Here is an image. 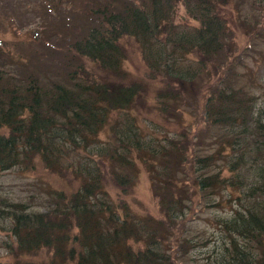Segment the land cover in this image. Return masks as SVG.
Segmentation results:
<instances>
[{
	"label": "trees",
	"instance_id": "16d2710c",
	"mask_svg": "<svg viewBox=\"0 0 264 264\" xmlns=\"http://www.w3.org/2000/svg\"><path fill=\"white\" fill-rule=\"evenodd\" d=\"M65 2L82 6L83 23L65 48L54 42L62 30L54 26L44 45L58 57L51 74L37 65L16 74L10 67L23 63L20 58L0 60V171L33 166L39 157L80 177L75 190L55 191L43 210L21 202L0 208L19 252L48 250L23 264H195L190 250L203 240L193 233L194 215L230 199L236 204L231 214L215 215L223 234L220 247L207 254L209 264H264V106L256 107L255 96L236 85L234 64L242 56L234 53L225 10L233 0ZM178 4L195 24L176 19ZM242 10L237 7V20L256 35L259 20L248 22ZM129 38L139 45L148 74L159 79L156 113L169 123L184 121L179 104L196 98L200 116L188 125L199 135L214 128L206 144L216 139L217 149L194 148L188 130L159 136L139 125L131 109L145 81L123 76ZM45 58L41 52L35 63L47 65ZM138 161L160 216L137 212L120 191L113 197L106 188L109 181L129 191Z\"/></svg>",
	"mask_w": 264,
	"mask_h": 264
},
{
	"label": "rangeland",
	"instance_id": "374dc122",
	"mask_svg": "<svg viewBox=\"0 0 264 264\" xmlns=\"http://www.w3.org/2000/svg\"><path fill=\"white\" fill-rule=\"evenodd\" d=\"M56 1L60 3L59 8L52 9L50 4ZM65 1L0 0V60H4V57H11V60L12 58L14 60L20 58V61L23 62L10 67L12 72L22 75L27 67L33 69V65H37L48 67L47 75L52 73L51 61H57L58 57H55L52 51H46L44 45L52 41L53 35H50L55 32L54 26H62L61 32L55 34L57 41L54 42L64 43L65 48L71 40L70 36L78 34L79 25L83 23L82 6H79V3L73 4V2ZM237 7L243 9L242 15L247 17L248 22L259 20L262 28L256 35L253 32L247 33L245 27L237 20ZM225 10L236 44L234 53L242 56V60L240 57L241 62L234 64L238 78L236 85L243 86L255 96L256 107L264 106V0L262 2L259 0H233L226 6ZM78 15L79 21L77 23ZM176 15V19L181 24H183L182 22L195 24V21L186 14L182 4L177 5ZM123 46V76L127 80L141 77L145 81V90L140 92L131 109V112L136 114L135 118L139 125L143 129L145 128L146 132H152L159 136H164L167 131L172 134L174 130L177 132L175 135H178L179 132H187L188 130V136L189 131L192 134L190 142L194 148H204L203 150L206 149L207 151L217 149L220 144L216 139L212 144H206L209 143V139L214 138L216 133L214 128L199 135L198 132L195 133V125H188L187 121L195 122L199 118L197 116H200L196 98L186 99L185 102L179 104V107L184 111V121L175 117V120L180 122L176 123L172 119L169 123L159 113H156L154 108L156 91L154 89L159 83V79L148 74L135 39L124 40ZM41 52L46 54L45 62L47 65L35 63ZM223 150L230 151L229 148ZM138 163V176L135 184L128 189L129 191L123 193L119 186H115L109 181L106 188L113 197L116 196L117 191H120L122 193L120 196H123L130 207L137 212H148L160 216L161 210L153 193V185L147 169L142 162L138 161ZM32 164L33 166L20 165V167L16 166L0 171V208H8L10 202H21L29 210L40 211L47 208L55 191L63 190L68 193L75 190L80 184V177H76L70 172H63L59 167L47 166L39 157H36ZM217 164L221 165L223 161L218 159ZM248 172L249 177L253 178V171L248 169ZM222 174L229 175L231 173L224 169ZM244 189L246 190V188ZM223 192L225 193V191ZM230 200L231 203L227 201L220 208L215 207L206 213L199 212L194 215L193 233L199 232L198 237L203 240L201 243L203 245L190 250V254L193 256L192 263L209 264L210 258H207V254H211L214 249L220 247L223 232L219 230L215 215L229 216L232 212L231 207L236 205L235 201ZM47 253L48 250L44 247L38 252L30 254L19 252L16 248L15 238L10 231L9 219L0 217V264L34 262V260H41L46 257Z\"/></svg>",
	"mask_w": 264,
	"mask_h": 264
}]
</instances>
